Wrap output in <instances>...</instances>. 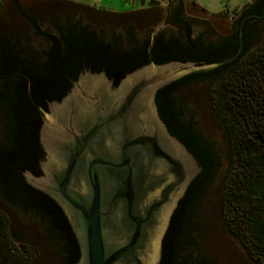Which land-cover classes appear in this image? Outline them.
I'll return each instance as SVG.
<instances>
[{"label":"trees","instance_id":"1","mask_svg":"<svg viewBox=\"0 0 264 264\" xmlns=\"http://www.w3.org/2000/svg\"><path fill=\"white\" fill-rule=\"evenodd\" d=\"M19 1L6 0L5 4L7 3L10 9L11 2L17 3L15 7L17 5L19 9ZM56 1L71 8L88 11V14L109 15L110 13L101 14L88 7L70 3L68 0ZM149 4L157 3L151 0ZM182 10L179 2L174 13L168 18L173 24L184 28L186 33L184 43L179 39L165 41L161 36H156L152 43L147 40L141 47L117 52L111 51L110 47L93 45L94 39L88 37L90 32L86 30V33H75L73 36L63 38L61 41L63 44L59 45V48L64 51L56 53L57 61L65 63L70 60L69 62L79 64L85 59L100 58L108 77L118 81L149 62L161 64L169 61H191L197 64H211L230 58L237 52L238 32L242 19L234 24V30L218 41L205 43L202 37L194 40L190 38V24L188 20L182 18ZM18 12L22 22L29 16L20 9ZM243 12L244 15L263 16L264 0H254ZM126 14L115 15L132 16ZM203 15L206 17L205 12ZM258 20L248 18L243 22L242 49L236 60L207 73L186 75L157 93L156 104L161 119L169 132L187 147L202 168L171 220L163 241L160 264H185L179 261L178 257L183 238L182 232L189 223L188 211L219 167L218 157L212 145L203 139L195 128L182 120L179 102L173 96L176 88L192 81L204 80H210L211 110L226 133L229 152L219 216L227 232L238 241L249 258L254 263L264 264V42L254 45ZM9 26L10 23L0 26V80H25L26 76L34 85L48 90L54 88L56 84L67 83L69 78L75 79L81 72V69H70L64 65L54 68L38 64L37 55L31 53L28 55L25 50L19 48L21 42L26 41L27 36L23 34L28 35L25 24ZM35 30L36 33H40L36 27ZM88 41L90 44L84 45ZM72 47H75L74 52ZM81 53L83 54L80 55ZM94 61L88 60L90 63ZM92 71L99 70L92 69ZM15 82L13 84L18 86H16L18 90L22 88L19 81ZM8 85L4 83L2 87L8 89ZM32 97L40 104L37 96L32 94ZM0 109L5 115L3 119L6 122L8 141L12 144L9 149L1 150L0 153L7 154L8 150L12 160L22 159L27 152V145L33 143L39 125L38 114L29 98L25 96L24 90L12 93L11 98L8 97V93L0 92ZM6 181L10 185V190H17L20 193L10 198L8 203L0 202V264H31L25 258L26 253L24 254L27 246L20 245L21 250L13 244L8 234L10 226L16 231L22 230L15 215L19 211L17 208L39 210L49 218L52 225L57 215L54 213L52 203L41 198L36 191L25 185L22 178H6ZM56 220L61 227L63 226L61 231L70 240L71 247H74L72 252L76 261L78 258L76 243L63 219L58 216Z\"/></svg>","mask_w":264,"mask_h":264},{"label":"water","instance_id":"2","mask_svg":"<svg viewBox=\"0 0 264 264\" xmlns=\"http://www.w3.org/2000/svg\"><path fill=\"white\" fill-rule=\"evenodd\" d=\"M244 20L230 58L149 62L117 83L103 70L83 69L49 112L28 93L46 154L43 176L26 183L61 208L79 249L75 264L161 263L171 220L202 168L161 119L157 93L236 60Z\"/></svg>","mask_w":264,"mask_h":264},{"label":"rangeland","instance_id":"3","mask_svg":"<svg viewBox=\"0 0 264 264\" xmlns=\"http://www.w3.org/2000/svg\"><path fill=\"white\" fill-rule=\"evenodd\" d=\"M54 1L58 3L60 7L66 6L63 5L62 2H57L56 0H20L18 8L25 15L38 16L40 18L55 11ZM68 1L70 3L88 7L101 14L104 12H110L109 15H106L105 13L103 15L108 19L113 18V20L118 17V15L115 14H120V12H129L127 14L139 15L133 13V11H137L142 7L139 0H134V2L132 0ZM253 1L254 0H195V2L208 14H215L217 16H206L200 21H194L187 18L186 20H188L191 28L190 38L194 40L197 37H202V40L205 43L218 41L222 36L234 30V24L240 19L243 10L247 8L248 4L253 3ZM5 2L6 0H0V4L2 3L0 10ZM15 4L17 3L11 2L10 6L13 7V9H11V14L7 16H3L0 11V26L5 24L9 25V23L10 26H12V24L16 26L20 24L21 26L23 23L27 25V23H25L27 21L26 18L23 19L24 22L21 21L22 18L19 17L20 13L18 12L19 9H17V5L15 7ZM71 12H73V14L86 15V12L84 13V10L80 8H71ZM165 12L166 9L162 5V9L157 15L161 21L164 18ZM147 17L139 15L133 16V18L130 19L125 17L123 20L125 23L135 19L144 21ZM118 19L121 20L120 17H118ZM42 21L43 19L35 21L36 26L39 29H42ZM161 21H157L153 28H157L159 25L163 30L174 32L175 37H177L178 34L176 29L166 24L162 25ZM104 24L110 25L109 23ZM102 27H104V25H102ZM8 30L9 29H7V31ZM103 31H105V29H103ZM107 33H109L108 30L104 33L105 39L110 41L113 37L111 38ZM10 34L11 32H9V35ZM27 34L28 35H26V33L23 34L24 36H27L26 41L21 42L19 48L25 50L28 55H30V53L31 55H36L37 49L35 47L38 43V39L35 35L36 32L33 28L29 27ZM138 36L139 35L136 37ZM114 38L118 37L114 35ZM263 42L264 19L261 18L256 23L254 45L256 46ZM114 46H117L116 48L114 47L117 52H123L128 49L123 39H120L119 41L114 40ZM209 84L210 80L192 81L189 84L176 88L173 92L174 98L180 105L182 120L195 128L201 137L212 145L219 161V167L210 181L202 189L198 198L191 204V208L188 211L189 223L182 232L183 238L180 244L178 259L185 264H257L249 258L238 241L227 232L222 219H220L219 216L220 199L228 168L229 152L226 133L220 121L211 110L209 102ZM19 232L21 234L22 230L20 229V231H16L12 226L9 227L8 234L13 240V244L18 248H20L18 244L20 240L16 238V235H18ZM13 236H15V238ZM26 246V252H24V254L26 253L25 258L27 259V262L31 264H52L57 259V257L48 254L42 241L37 240V236L28 240Z\"/></svg>","mask_w":264,"mask_h":264},{"label":"flooded vegetation","instance_id":"4","mask_svg":"<svg viewBox=\"0 0 264 264\" xmlns=\"http://www.w3.org/2000/svg\"><path fill=\"white\" fill-rule=\"evenodd\" d=\"M54 8L55 11H53L50 14H47L45 17L39 18L38 16L36 17L30 15L28 17H25L27 20L25 22L27 23V25L25 24L27 32L29 27L33 28L35 32H36L35 27L40 31V33L35 34L36 38L38 39V43L35 48L37 49L36 55L38 58L37 60H39L38 64L42 66L47 65L49 67L58 68L59 65L62 66L64 65L65 67H68L70 69H81V71L83 69H87L90 71H92V69H98L99 71L101 70L104 71L103 64L101 63L100 58L85 59L84 62L79 64L69 62L70 60L65 63H59L57 61L56 53H59L60 51L61 52L64 51L59 48V45L63 44L61 42L63 38L67 36H73L75 35V33L78 34H81L83 32L86 33V30L90 32V34L87 33L89 35L87 36L94 39V41L91 40L94 43L93 45L95 46L100 45L101 47H110L111 51H116L114 47L116 48L117 46H114V40L119 41L120 39H123L124 43L128 47V49L125 51H130L134 48L141 47L146 43L147 40L149 41V43H152L156 36H161L165 41H169L172 39L175 40L179 39V41L182 43L186 41V33L184 28L181 25L177 26L173 24L170 21L171 19H169L168 17H164L163 20L161 21L159 17H156L154 15H146V17L147 16L148 17L144 21H140L134 18L135 20L125 23V21L123 20V18L125 17H120L121 20L118 19V17H116V19L113 20V18L108 19L104 17V15H98L93 13L88 14V11L85 10L84 13L86 12V15L73 14V12H71V7L69 6L60 7V5L56 2L54 4ZM11 9H13V7H10L9 9L6 3L1 8L0 11L3 14V16H7L11 14L10 13ZM59 12H63V13L59 14ZM244 13L245 12H242L240 19L243 20L245 18L246 20L248 18H254V17H248L253 14L244 15ZM133 16H139V15L128 16V18L129 19L133 18ZM40 19L41 20L43 19V21L41 22L42 29H39L36 26V22H35ZM158 19L161 21L162 25L166 24L174 27L178 34L177 37H175L174 32L170 30H163V28L159 27V25L157 26V28L156 27L153 28L156 25V22L159 21ZM254 19L260 20L261 18H254ZM104 23H109L110 25ZM102 25H104V27H102ZM103 29H105V31H103ZM107 30L109 32L107 33L108 36H110L111 38L113 37L112 39H110V41L106 40L104 36V33H106ZM135 32L137 35H139L138 37H136L137 35L135 34ZM114 35L117 36L118 38H114ZM87 44H90L89 41L84 45ZM63 48L65 47L63 46ZM72 51L73 52L75 51V47H72ZM82 54L83 53H81L80 55ZM88 60H92V61L95 60V61L90 63L88 62ZM70 79L71 78L67 80V83L62 82L61 84H56L54 88L48 90L39 88L37 85H34L32 81L27 79L14 80V81H11V79L5 81L0 80V92L8 93V97L11 98L12 93L20 92L24 90L25 96L27 98H28V93H30L31 97L32 94L35 95V97L37 96L40 101V104L37 103L33 97L32 99L45 112H49V104L52 102H59L61 98H63L69 92L72 85ZM15 81H19L20 86L22 88H19L18 90L17 89L18 86L16 84H13ZM113 81L114 83H117L119 80L115 81L113 79ZM4 83L9 84L8 89L2 87ZM33 108L36 110L34 106ZM36 112L39 117V125L36 128L33 137V143H29L27 145L26 148L27 152H25V157L19 160L18 159L12 160V158H10V154L8 150H7L8 152L7 154L4 152L3 154L0 153V202L8 203V200L10 198L12 197L14 198L20 193L17 190H10V185L6 181V178H22L25 185H27L32 190L36 191L41 198L47 199L52 203L54 213L57 215L56 219L58 218V216L60 217L61 220L63 219L62 221H64L66 227L69 230L71 237L76 243V240L69 226V223L64 213L62 212L61 208L59 207V205L55 203L52 199L44 195L43 193L30 187L26 183V178H28V176H33L36 178L43 176L42 163L45 161L46 153L43 150V147L39 141L42 122L37 110ZM4 117L5 115L0 109V151L1 150L5 151V149H9L12 146V144L8 141L6 122L3 119ZM17 210H19L15 214L17 218V222H19L22 227V233L20 234L19 232V234L16 235V238L20 240V242L18 243L19 246L27 245L28 240H31V238H35L37 236V240L42 241L43 245L48 251V254L53 257L54 256L57 257V259L52 264H75L77 262L79 258V249L77 243H76V248H77L78 258L75 261L72 252L74 247H71L70 240L68 239L67 236H65L64 232L61 231L63 226L61 227V224L58 223V220L55 219L54 220L55 223L52 221L53 223L52 225L49 221V218L45 217L44 214L39 210L38 211L27 210L25 207L24 208L19 207L17 208Z\"/></svg>","mask_w":264,"mask_h":264},{"label":"crops","instance_id":"5","mask_svg":"<svg viewBox=\"0 0 264 264\" xmlns=\"http://www.w3.org/2000/svg\"><path fill=\"white\" fill-rule=\"evenodd\" d=\"M132 1L134 2V0ZM139 1L142 7L137 11H133V13H137L143 16L154 15L158 17L157 15L159 14V11H161L163 5V7L166 9L164 17H168L169 15H172L174 13L176 7L179 5V2L181 3L183 8L181 16L185 20L187 18L192 19L194 21L203 20V18H205L203 12H205L206 16L208 17L217 16L215 14H208L202 7H200L195 2V0H154L157 4H153V5L149 4L151 0H139ZM123 13H129V12H120V14Z\"/></svg>","mask_w":264,"mask_h":264}]
</instances>
